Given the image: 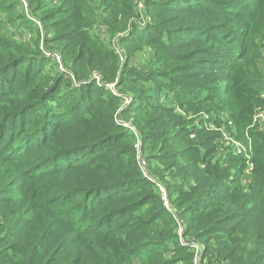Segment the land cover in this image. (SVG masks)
Segmentation results:
<instances>
[{
	"label": "trees",
	"instance_id": "1",
	"mask_svg": "<svg viewBox=\"0 0 264 264\" xmlns=\"http://www.w3.org/2000/svg\"><path fill=\"white\" fill-rule=\"evenodd\" d=\"M2 13L0 264H264V0Z\"/></svg>",
	"mask_w": 264,
	"mask_h": 264
},
{
	"label": "built area",
	"instance_id": "2",
	"mask_svg": "<svg viewBox=\"0 0 264 264\" xmlns=\"http://www.w3.org/2000/svg\"><path fill=\"white\" fill-rule=\"evenodd\" d=\"M22 1H23V0H22ZM36 23H37V25L40 26L39 21H36ZM40 49L42 50L44 56L47 57L48 59H50V60L54 63V65L56 66V69H57L60 73H62V74H63V73H66V69H65V67H64L63 60H62V55H61L60 53H58V52H54V51H50V50L46 49L42 44L40 45ZM64 76H65V77H68V74H67V75L64 74ZM71 77H72V76H71ZM127 102H128V101H127ZM262 115H263V114L260 113V114L258 115V117H259V116H262ZM128 127H129L132 131H134V129H133L130 125H128ZM134 148H135V150H136V152H137V159H138L139 156H140V142H139V141H137V142L134 144ZM140 157H141V156H140ZM139 160H140V163H141L142 165H144L145 160H144L143 158H140ZM139 160H138V163H139ZM140 163H139V165H140L142 171H143L144 173H146L145 170H144V167H143ZM159 186H160V185H159ZM160 190H162V191L164 192V189H163L162 187H160ZM192 246H194L195 249H196V252H195V255H194V264H200V260H199V250H200V246H199L198 244H194V243H192Z\"/></svg>",
	"mask_w": 264,
	"mask_h": 264
},
{
	"label": "rangeland",
	"instance_id": "3",
	"mask_svg": "<svg viewBox=\"0 0 264 264\" xmlns=\"http://www.w3.org/2000/svg\"><path fill=\"white\" fill-rule=\"evenodd\" d=\"M23 7H24V9H25V5H23ZM22 13V8L21 7H17V8H15V10H14V13L12 12V14L11 15H9L8 14V12L6 13V14H8V16L12 19V20H14L15 21V23L13 22V21H11V22H8L6 25H7V29L9 30V33L10 32H12L14 29L13 28H15L14 26H13V24H16V23H20L21 21H20V19H18V16L17 15H19V14H21ZM6 19H7V16L4 14V13H2L1 14V17H0V21L2 20V21H6ZM8 21V20H7ZM27 39H29V37L27 38ZM260 43H261V41H260ZM261 45V44H260ZM48 66H49V64H48ZM258 66H261V68L263 69V71H264V57H263V59H262V61L258 64ZM53 73V72H52ZM128 101V100H127ZM256 122H259V124L260 125H264V113H263V115L262 116H259V118H257L256 119ZM264 127V126H263ZM135 149V148H134ZM141 156V157H140ZM139 156V158H138V160L140 159V158H143L144 159V156H142V155H140ZM145 160V159H144ZM139 163H140V160H139ZM138 163V164H139ZM141 164V163H140ZM142 165V164H141ZM143 167H146V161H145V163H144V165H142Z\"/></svg>",
	"mask_w": 264,
	"mask_h": 264
}]
</instances>
